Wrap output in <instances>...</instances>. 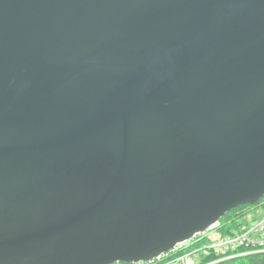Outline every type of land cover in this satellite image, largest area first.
I'll use <instances>...</instances> for the list:
<instances>
[{
	"label": "water",
	"instance_id": "obj_1",
	"mask_svg": "<svg viewBox=\"0 0 264 264\" xmlns=\"http://www.w3.org/2000/svg\"><path fill=\"white\" fill-rule=\"evenodd\" d=\"M264 196V0H0V264L151 260Z\"/></svg>",
	"mask_w": 264,
	"mask_h": 264
},
{
	"label": "built area",
	"instance_id": "obj_2",
	"mask_svg": "<svg viewBox=\"0 0 264 264\" xmlns=\"http://www.w3.org/2000/svg\"><path fill=\"white\" fill-rule=\"evenodd\" d=\"M219 223L213 224L191 240L177 244L172 250L161 253L151 260L114 264H201V257L214 256L217 262L243 253L235 252L241 246L251 249L247 253L264 252V217L251 224L242 225L229 235L217 231Z\"/></svg>",
	"mask_w": 264,
	"mask_h": 264
},
{
	"label": "trees",
	"instance_id": "obj_3",
	"mask_svg": "<svg viewBox=\"0 0 264 264\" xmlns=\"http://www.w3.org/2000/svg\"><path fill=\"white\" fill-rule=\"evenodd\" d=\"M257 207H264V196L256 205L245 204L225 213L219 220V228L217 230L223 235H229L239 230L242 225L248 224L240 222V218L246 215L250 210ZM251 250L255 249L241 246L235 252L243 253V255L220 260L214 263L213 261L216 259L214 256L201 257V261L204 264H264V252L262 251L246 254L247 251Z\"/></svg>",
	"mask_w": 264,
	"mask_h": 264
},
{
	"label": "rangeland",
	"instance_id": "obj_4",
	"mask_svg": "<svg viewBox=\"0 0 264 264\" xmlns=\"http://www.w3.org/2000/svg\"><path fill=\"white\" fill-rule=\"evenodd\" d=\"M264 217V207H257L250 210L246 215L240 218L242 223H253Z\"/></svg>",
	"mask_w": 264,
	"mask_h": 264
}]
</instances>
